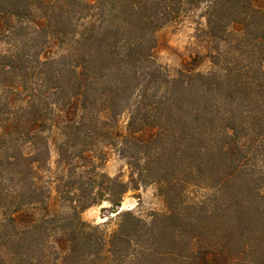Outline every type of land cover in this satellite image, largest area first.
Wrapping results in <instances>:
<instances>
[{
  "label": "trees",
  "instance_id": "16d2710c",
  "mask_svg": "<svg viewBox=\"0 0 264 264\" xmlns=\"http://www.w3.org/2000/svg\"><path fill=\"white\" fill-rule=\"evenodd\" d=\"M201 4L228 55L172 77L153 62L156 32ZM5 37L0 264H264V0H0ZM100 145L168 211L122 210L112 231L84 220L129 189L99 171ZM53 150L67 213L43 174Z\"/></svg>",
  "mask_w": 264,
  "mask_h": 264
},
{
  "label": "rangeland",
  "instance_id": "374dc122",
  "mask_svg": "<svg viewBox=\"0 0 264 264\" xmlns=\"http://www.w3.org/2000/svg\"><path fill=\"white\" fill-rule=\"evenodd\" d=\"M94 3L96 0H88ZM205 5L192 8L177 19H173L163 24L156 32V47L153 51V62L157 68L166 72L168 75L175 77L183 70L191 72L206 73L215 66L212 62L214 55L218 56V51L227 54V46L225 42L213 39L207 32V20L204 16ZM0 41V51L12 48L10 44L4 42L10 41L8 38H2ZM62 48L58 49L60 53ZM249 59L244 58L247 63ZM122 124L126 123V117L121 120ZM106 157L99 171L104 172L108 177H119L121 180L129 184L128 191L123 195L121 205L123 210H131L136 215L148 219L152 213H165L168 206L165 196L160 192L157 183H139L138 180L132 182V170L129 167L128 160L123 157L117 150L100 145ZM57 154L52 151V157L47 166V171L43 172L47 185L53 187L52 201L55 211L67 213L70 211V204L62 202L58 198L56 192V178L60 174L55 160ZM103 187L107 188L111 182L107 179H101ZM52 181V184H51ZM192 198H202L206 195V190L199 188H191ZM108 194L101 195L96 203L82 209L80 216L89 223L101 224L104 229L112 231L117 227L119 211L118 207H113L109 200ZM117 208V210H116ZM116 210V211H115ZM122 211V210H121Z\"/></svg>",
  "mask_w": 264,
  "mask_h": 264
},
{
  "label": "water",
  "instance_id": "95a60500",
  "mask_svg": "<svg viewBox=\"0 0 264 264\" xmlns=\"http://www.w3.org/2000/svg\"><path fill=\"white\" fill-rule=\"evenodd\" d=\"M123 210V207L122 206H119V211Z\"/></svg>",
  "mask_w": 264,
  "mask_h": 264
}]
</instances>
